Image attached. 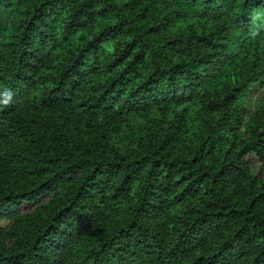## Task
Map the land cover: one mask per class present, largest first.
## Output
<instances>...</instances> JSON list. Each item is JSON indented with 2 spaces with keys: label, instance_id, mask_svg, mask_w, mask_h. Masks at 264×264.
<instances>
[{
  "label": "trees",
  "instance_id": "1",
  "mask_svg": "<svg viewBox=\"0 0 264 264\" xmlns=\"http://www.w3.org/2000/svg\"><path fill=\"white\" fill-rule=\"evenodd\" d=\"M263 84L264 0H0V264H264Z\"/></svg>",
  "mask_w": 264,
  "mask_h": 264
},
{
  "label": "rangeland",
  "instance_id": "2",
  "mask_svg": "<svg viewBox=\"0 0 264 264\" xmlns=\"http://www.w3.org/2000/svg\"><path fill=\"white\" fill-rule=\"evenodd\" d=\"M264 94V84L260 86L257 91L254 92V94L250 95V99H254L257 96L263 95ZM250 101V100H249ZM6 222L5 219H0V224H4Z\"/></svg>",
  "mask_w": 264,
  "mask_h": 264
},
{
  "label": "clouds",
  "instance_id": "3",
  "mask_svg": "<svg viewBox=\"0 0 264 264\" xmlns=\"http://www.w3.org/2000/svg\"><path fill=\"white\" fill-rule=\"evenodd\" d=\"M3 95L5 96L4 104L7 105L9 101L12 99V93L10 91H5Z\"/></svg>",
  "mask_w": 264,
  "mask_h": 264
}]
</instances>
